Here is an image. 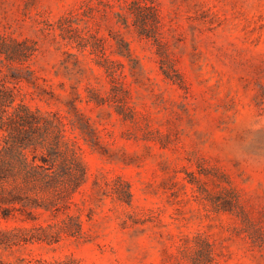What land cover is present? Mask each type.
I'll return each mask as SVG.
<instances>
[{
	"label": "rangeland",
	"instance_id": "rangeland-1",
	"mask_svg": "<svg viewBox=\"0 0 264 264\" xmlns=\"http://www.w3.org/2000/svg\"><path fill=\"white\" fill-rule=\"evenodd\" d=\"M131 1L0 0V37L36 47L0 69H33L17 99L86 168L0 212V264H264V0Z\"/></svg>",
	"mask_w": 264,
	"mask_h": 264
},
{
	"label": "trees",
	"instance_id": "trees-1",
	"mask_svg": "<svg viewBox=\"0 0 264 264\" xmlns=\"http://www.w3.org/2000/svg\"><path fill=\"white\" fill-rule=\"evenodd\" d=\"M151 1V0H150ZM132 8L155 11L149 0H132ZM36 47L29 38L21 41L0 37V56L6 53V59L28 61ZM117 52L129 56L127 42L121 38ZM2 59H0V62ZM33 69L26 65V75L2 72L0 69V212L7 218L14 209L26 205H42L55 208V173L60 171L70 175L74 188L82 182L85 166L78 161L73 150L71 157L62 154L63 164L55 167V112L45 113L40 108H31L22 99L18 100L16 83L25 80L36 86ZM70 123L78 128L89 141L96 143V130L77 108ZM60 131L64 122L60 116ZM16 202H22L17 206ZM55 238V231L50 233Z\"/></svg>",
	"mask_w": 264,
	"mask_h": 264
}]
</instances>
